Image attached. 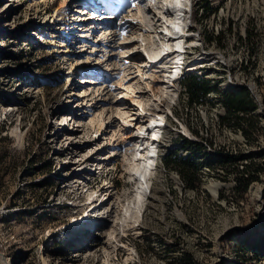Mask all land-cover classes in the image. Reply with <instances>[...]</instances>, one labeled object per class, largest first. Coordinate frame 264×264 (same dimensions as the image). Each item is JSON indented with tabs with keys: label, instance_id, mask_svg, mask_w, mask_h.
Here are the masks:
<instances>
[{
	"label": "rangeland",
	"instance_id": "rangeland-1",
	"mask_svg": "<svg viewBox=\"0 0 264 264\" xmlns=\"http://www.w3.org/2000/svg\"><path fill=\"white\" fill-rule=\"evenodd\" d=\"M62 1L0 0V264H130L137 257L144 264H160L157 259L162 254L158 243L165 239L176 243L179 233L178 217L164 215L162 209L174 211L175 208L184 209L182 219L190 225L185 236L197 234L194 231L197 227L202 230L201 222L205 223L207 233L216 220L231 230L236 229L228 234L226 241L238 243L236 257L248 260L249 250L243 246L256 245L259 249L264 244V0H209L212 9L206 13L201 12L199 5L207 0H184L190 4V12L183 17L184 26L190 27L186 33L190 36L187 44L191 43L190 47L201 44L203 49L194 51L191 47L187 50L192 55L187 54V57L204 51L219 56L218 63L225 62L223 56L231 58V70L241 73L244 81L250 83L255 118L245 157L247 166L254 163L256 179L249 182L245 192L233 194V203L230 202L227 215L221 218L218 213L208 211L199 197L194 201L165 199L161 185L163 175L159 170L154 189L151 193L147 191L149 197L158 199L159 203L151 200L148 214V206L144 204L137 214L135 233H124L126 221L132 222L135 216L125 208L135 183L129 176L124 148L132 145L130 136L136 130L112 128L117 130L114 154L111 161L104 162L111 165L100 173L96 168L89 172V187H84L89 164L95 163L99 155L106 156L108 150V147H100L102 138L87 141L88 136L95 135L88 110L97 113L107 104L97 98L95 89L101 85L81 82L83 76L77 64L83 65V69L90 66L95 69L84 77H97L104 69L108 70V58L118 60L116 47L122 41L120 28L126 27L129 33L128 23H124L131 19L130 13L140 18L134 9L138 5L145 7L147 17L143 18V24L147 27L143 29L141 18L131 19L132 32L137 35L135 40H140L143 52L153 57L159 48L153 49L148 33L156 26H159L157 31L163 30L160 26L165 19L156 8L161 0H156L157 5L150 0H124L121 6L114 8L117 0H66L64 4ZM57 7L59 10L55 9ZM248 32L250 39L246 37ZM158 60L145 68L147 80L141 81L130 73L127 90L132 91L134 100L139 98L140 107L129 106L122 110L126 112L122 113L125 119L139 117L135 115L136 107L145 109L147 114L156 110L164 114L174 112L172 107H176L170 104L173 98L162 99L160 103L154 100L153 94L157 93L158 81L163 76ZM135 65L131 71L135 70ZM69 74H73L70 81ZM149 80L148 90L144 82ZM112 88L115 92L106 95L116 98L114 94L122 90L116 83ZM105 92L106 89L99 97ZM179 105L182 108L184 104ZM180 116L192 118L185 111ZM112 117L124 119H119L114 112ZM121 133L128 136L121 137ZM85 139V145L81 146ZM88 152L91 158L84 161ZM161 152L163 155L158 162L167 168L165 159L173 156ZM105 182L111 183L114 190L100 201L106 194ZM124 191L128 192V197L123 195ZM100 203L104 213L99 216L103 222L98 230L87 228L84 231L90 234L75 235V221L83 215L94 218L90 209ZM127 248L132 249L130 260H126ZM227 251L235 252L230 246ZM88 254H94V262L86 260ZM254 264H264V259L254 260Z\"/></svg>",
	"mask_w": 264,
	"mask_h": 264
},
{
	"label": "built area",
	"instance_id": "built-area-1",
	"mask_svg": "<svg viewBox=\"0 0 264 264\" xmlns=\"http://www.w3.org/2000/svg\"><path fill=\"white\" fill-rule=\"evenodd\" d=\"M198 40L200 42V39ZM200 45L193 47L192 50H203ZM188 55L191 56L192 53ZM223 58L225 59L223 63L215 62L198 67L194 71H188L183 67H180V71H174L175 95L170 104L177 110L172 107L174 112L166 113L164 121L155 125L158 128V136L154 145L160 150L159 156L163 155L161 151H165L177 159H192L195 165L192 185L187 183L179 169L172 165L166 168L158 162L159 158L150 168L156 172L158 167L163 175L161 185L165 199L175 197L182 201L190 199L194 201L199 197L205 202L203 206L208 211L218 213L221 218L227 215L228 206L230 202L233 203V194L238 195L246 191L243 190V184L248 177L249 165L247 166L245 148L247 139L253 135L250 83L244 81L241 73L231 70V58L225 56ZM222 67L225 68L221 69ZM189 76L205 80L208 90L197 98H191L185 84ZM224 82L231 86L223 88ZM240 90L246 95V110L230 108L226 99L230 93ZM180 102L184 104L182 108ZM183 111L189 112L192 118L188 120L181 117L180 113ZM247 119L252 121L250 125ZM151 200L152 203H159L158 199L150 198L147 194L144 203L148 206L147 212L145 211L147 214ZM162 212L164 215L178 217L179 233L176 243L168 239L158 243L157 247L160 249L158 251L162 254L157 259L160 264H254V260H261V255H255L256 253L250 249L256 248V245L243 246L249 250L250 255H247L248 260L238 259L236 251L240 245L226 241L228 234L236 229L231 230L221 224V221L216 220L211 225L209 233L204 231L205 223L201 222L202 230L197 227L194 230L197 234L189 237L185 236L190 225L182 219L185 215L184 209L175 208L174 211L162 209ZM139 228L142 231L141 227ZM152 233L155 234L154 231ZM228 246L235 251L231 252L233 255L227 251ZM130 262L144 264L139 257L133 258Z\"/></svg>",
	"mask_w": 264,
	"mask_h": 264
},
{
	"label": "bare ground",
	"instance_id": "bare-ground-1",
	"mask_svg": "<svg viewBox=\"0 0 264 264\" xmlns=\"http://www.w3.org/2000/svg\"><path fill=\"white\" fill-rule=\"evenodd\" d=\"M123 1L124 0H117V5H113L112 8L121 6L123 4ZM163 1L165 2V4ZM65 2L66 0L62 1L63 4ZM150 3L157 5L156 0H153V1L150 0ZM158 3L160 6L158 5L156 6V8L161 10L162 16L165 19V23H163L164 25L160 26L163 28L162 31H157V27L159 26H156L154 28V31L148 33V36H149L148 38H150L151 40V46L153 47V49L159 48L157 50V53L153 55V57L147 56V54L143 52L144 50L142 49V44L140 43V40L139 41L135 40L137 35L135 32H132L133 25H131L132 22H130L129 20L134 19L133 21H135L137 15H133L132 13H130L131 15L130 14L129 15L131 16V19L129 18V20H127V22L124 23V24L128 23L127 27H129V33L125 31L126 27L123 26L122 28H120L121 30L120 34L122 35V41L116 47V49L118 50L117 54H119L118 57L116 56L118 60L111 61L108 58L107 61L109 63H106L108 70L107 68L103 70V72H106L105 75H103V72L99 73L98 72L99 70L96 69L97 72L99 73L97 74V77H87V76L84 77V75L88 71L94 72L95 69H92L91 66L83 69V65L80 66L79 64H77V70L83 76V77H80L81 82L88 83V84L101 85L98 88L93 86L94 88H96L95 91L98 93L97 94L98 97L97 96L96 97L99 98L98 100H100V102L107 104L106 107H104L101 111L97 113L92 112L90 109L88 110V113H90L91 115V119L89 123H90V126L94 128L95 135L88 136L89 139L87 141L92 140L93 142L94 140L102 138L103 142L100 147H106V148L108 147V150H107L106 156L99 155V157H96L94 161L95 163L89 164L88 172H86V175L83 179L85 180L84 187L86 186L87 188L89 187V184L87 183L88 180H90L91 178L89 172H91L92 170L96 168L98 169V173H100L103 169H106L110 167L111 165L110 162L105 163V164L104 162L111 161L112 160L111 157L114 154L113 149L115 147L114 145L115 141L117 140L116 139L117 130L112 129V128L113 127L123 128L122 131H126V130L128 131L129 129L133 127V129L136 130L134 132V135L132 137L130 136V138H132L133 140L132 145H130L127 148H124V152L126 153L128 157L127 167H128L129 174H130L129 176L135 183L134 190H132V194L130 195L127 206L125 207L127 210H131L132 212H134L135 216L132 218V222L130 221V219L126 221L124 233H127L128 231H133V233H135L134 224L138 220V217H139L137 214H140L141 209L144 208L147 191L151 193L153 184L157 183L158 176H159L158 167L156 169V172H153L152 170H150L152 165L159 158L158 148H156L154 145L156 137L158 136V132H157L158 128H156L155 125L161 124L164 121V116H165L163 112L157 113V110L147 114L146 112H144L145 109L143 110V109L136 107L137 113L135 115L138 114L139 117L137 118L131 117L130 119H125L123 117L122 113H126V112H121L122 110L128 109L129 106H139L140 105V102L138 100L139 98L134 100L133 93L131 95L132 91L129 92L128 91L129 89L126 86V84L129 81L128 79L130 78L129 77L130 73L132 74L134 73V77H138V79L140 78L141 81L147 80L146 74H145V68L146 67L148 68L151 62H154L156 59H159L158 62L161 63L160 68H161V71L163 72L162 74L163 76L161 80L158 81L160 85L158 87L157 93H154L153 95L155 97L154 100H157L158 103H160L162 99H166V101H169L173 98L174 92H173L172 87L174 86V83H175L173 81V77H175V73L177 71H180V67H183L186 70H194V69H197L198 67H203L204 65L215 63L217 62V59L219 58V56L214 55V53L204 52V51L197 52L192 57H187V54L189 51L187 49H190L191 47H194L195 45H197L195 44L190 47L189 45H191V43L187 44L188 43L187 40L189 39L190 36L186 33H188L190 27L184 26V22H183L184 15H187V13L190 12V7H189L190 4L185 3L184 0H161V1H158ZM59 8L57 7L55 9L59 10ZM134 9L135 11L138 12L139 17L142 19L141 20L140 18H137L138 20L140 19L139 21H141V26H143V29L144 28L146 29L147 24L146 25L143 24L144 23L143 18L147 17V14H145L144 12L145 7H143L142 5L140 6L138 5V6H135ZM149 23L151 25V20ZM191 42H194V41L192 40ZM184 52H187V53H184ZM136 63L138 65H135ZM115 64L117 67L115 66ZM134 65L136 66L134 68L135 70L131 71V69L133 70ZM104 76H107V78L104 79L103 78ZM68 77L69 78L67 79L70 81L73 78V74H69ZM149 77H151V75ZM152 80L153 79H151V81ZM111 82H115L118 89L122 90L121 92H116L114 94L116 98H114V96L110 98L109 97L110 94L109 96H107L108 95L107 92L112 93L114 90L112 87L113 86L115 87V83L114 85H111ZM144 84H146V87L148 88L150 86V80L145 81ZM226 87H230V85L227 82L223 84V88H226ZM105 89H106L105 94L102 95V97H99V94H102ZM138 96L139 95H136L135 97H138ZM128 102H132V105L129 104ZM118 104L123 105V107H119ZM113 112L119 116V119L124 118L125 120L124 119L115 120L112 117ZM108 113L109 115L107 116ZM146 115H149V117L145 118ZM62 116L64 117L65 115H62ZM134 120H136V122H133ZM137 123L138 125L134 128V126ZM110 131H112L110 134L102 137L103 134L105 133L107 134ZM124 133H121L120 136L127 137L128 135L127 134L125 135ZM83 142L84 144L81 146L85 145L86 139L83 140ZM89 152L91 153V150ZM89 152L87 153V156L83 157L85 158L84 161H86V159H89V157L91 158V156H89ZM104 184L106 185V188L104 189V191H106V194H104V197H102L100 201H104L105 196L111 195L112 191L114 190L111 183L105 182ZM123 195L128 197V192L124 191ZM101 205L102 203H100L99 205L95 204L94 206L91 207L90 211L94 213L93 215L94 218H91L88 215H83L80 217L78 221L77 220L75 221L76 222L75 223L76 227L74 228L75 235H78V237L79 236L82 237V235L90 234L88 232H85L84 229H87V228L97 229L100 226V224L103 221H100L101 218H99V216L103 215L104 213V211H101L102 209L100 207ZM125 216L127 218V215ZM78 229H80L81 231H78ZM82 243L84 244V242ZM105 244H108V243H105ZM126 250H127L126 260L132 259V249L127 248ZM0 259L2 260L1 255H0ZM86 260L87 261L93 260L94 262L95 261L94 254H88L86 257ZM97 261H98V258H97ZM5 264H8V263L5 262Z\"/></svg>",
	"mask_w": 264,
	"mask_h": 264
},
{
	"label": "trees",
	"instance_id": "trees-1",
	"mask_svg": "<svg viewBox=\"0 0 264 264\" xmlns=\"http://www.w3.org/2000/svg\"><path fill=\"white\" fill-rule=\"evenodd\" d=\"M199 7L201 8V12L204 11V13H206L212 9V7L210 6L209 0L205 1V3H203V5H199ZM250 35H251L250 32H248V35L246 36L247 39H250V37H251ZM185 84H186L187 90H188L191 98H197L198 96L204 94L208 90L207 82L205 80H198L194 76H189L186 79ZM226 99H227V102H228L230 108H236V109H241V110L247 109L246 95H245L244 91H242V90L230 93L229 95H227ZM251 105H252V111H253V108L255 106L253 105L252 100H251ZM253 118H255V116L252 114V119ZM247 120H249V119H247ZM247 123L250 125V123H252V121L249 120ZM253 126H254V124H253ZM170 158H173V159H170ZM165 162H166V164L175 166L177 169H179V171L181 172V174L183 175V177L185 178L187 183L189 185H192V183L194 181V174H193L194 171L193 170L195 167L192 159L181 160V159H177L176 157H166ZM257 168H258L257 170H259L258 166H257ZM247 173H248V177L245 178V181L243 184V190H246V187L249 184V182L255 180L257 177L254 163H251V165H249L247 167ZM254 249H255L256 254L261 255V260L264 259V244L261 246V248L259 247V249H257V248H254Z\"/></svg>",
	"mask_w": 264,
	"mask_h": 264
}]
</instances>
